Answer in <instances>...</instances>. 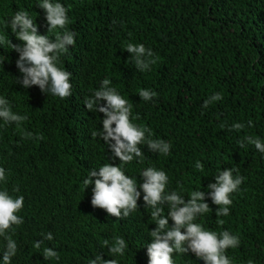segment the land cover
<instances>
[{"label":"trees","instance_id":"1","mask_svg":"<svg viewBox=\"0 0 264 264\" xmlns=\"http://www.w3.org/2000/svg\"><path fill=\"white\" fill-rule=\"evenodd\" d=\"M40 2L0 0V35L23 43L3 27L23 10L36 19L39 34L54 39L61 30L47 33L45 14L36 7ZM59 2L69 9L67 27L76 33L75 44L60 65L72 74L70 97L21 87L15 82L20 75L15 66L18 54L0 44V61L8 57L0 67V97L8 99L13 112L28 117L20 125L0 120V167L8 174L0 189L24 197V207L17 213L24 223L7 230L17 243L11 264H89L99 253L119 264H147L146 247L156 225L152 209L144 207L143 193L138 210L117 220L92 207V185L84 190L89 170L120 163L112 159L99 135L93 136L102 131L103 114L84 106L105 78L129 100L133 122L150 128L153 139L172 145L168 156L139 145L142 162L134 159L121 165L125 174L136 178L139 186L145 168L163 170L169 177L168 190L187 201L194 190L207 192L219 170L238 169L233 174L245 181L230 197V214L216 216L219 206L208 199L212 211L195 222L239 237L240 246L227 250L233 264H264V154L253 145L238 144L248 135L264 141V0ZM127 43L152 49L157 62L150 71L136 68L125 50ZM142 88L158 95L145 102L138 95ZM217 92L223 99L203 108ZM249 120L253 127L247 126ZM237 122L245 127L229 130ZM25 132L33 136L26 138ZM196 161L203 162L202 171L196 169ZM167 210L165 206V214ZM220 219L223 225L217 223ZM48 232L52 241L43 240ZM117 236L127 243L123 256H113L104 246L105 240L111 246ZM37 240H43L39 249L33 247ZM46 247L55 249L59 260L44 259ZM5 248L6 240L0 236V264ZM173 259L175 264H203L192 253L174 254Z\"/></svg>","mask_w":264,"mask_h":264},{"label":"clouds","instance_id":"2","mask_svg":"<svg viewBox=\"0 0 264 264\" xmlns=\"http://www.w3.org/2000/svg\"><path fill=\"white\" fill-rule=\"evenodd\" d=\"M36 7L43 10L47 23V33L54 30H61L54 39L47 34L38 33L36 19L28 15L27 11H17L9 20L4 22L5 31L11 30L17 40L22 44L12 43L7 35H0V44H7L11 51L18 54L15 66L20 75L15 82L21 87L28 89L36 86L42 93H50L61 99L72 95L73 85L72 74L61 67V57L68 54L69 48L75 44L76 33L68 29L70 23L68 11L59 0H41ZM125 50L130 54L131 60L136 68L141 71H150L155 64V53L151 48L143 44L127 43ZM8 60L0 61V67ZM112 81L105 78L84 106L88 111H95L103 114L102 131L93 133L99 135L100 139L107 145L112 153V159L118 158L120 163L113 165L106 163L99 168L91 169L83 179L84 190L92 185L91 205L99 208L115 217L117 220L127 218L130 213L138 210V200H142L144 207L152 209L151 217L156 227L150 231L151 242L147 244V264H175L174 254L186 255L192 253L203 264H233L232 259L227 255L228 249H235L240 246V239L237 235L231 234L228 230L219 233L205 229L201 223L195 222L198 216L211 212L212 209L207 202L219 206L215 212L216 216H228L233 200L230 198L233 193L240 191V186L245 181L242 175H234L238 169L224 168L214 176V183L207 185L208 191L194 190L190 196L181 195L175 190L169 191V177L163 170L154 167H147L140 176L143 182L137 183L136 178L125 174L121 165H127L134 159L142 162L144 156L139 145H147L151 152L164 156L170 155L172 145L162 139H153L152 130L147 126H139L132 120V105L125 99L116 88L111 86ZM139 97L145 102L152 101L158 95L151 89H140ZM222 95L217 92L206 99L202 107L208 108L210 104L221 101ZM101 101L104 103L102 104ZM28 117L12 111L7 98L0 97V120L4 125L15 123L22 124ZM114 125V127H113ZM248 127H253L251 120L247 122ZM225 127V125H222ZM245 127L243 123H233L229 130L239 132ZM26 138H31V132L24 133ZM43 139V136L36 137ZM241 148L246 144L253 145L255 149L264 154V141L259 137L245 136L238 141ZM197 170H203L202 161H196ZM95 178V179H93ZM8 174L4 167H0V182L7 183ZM139 188V190H138ZM19 191V188L14 189ZM165 206L167 214H165ZM24 207V197H13L6 188L0 189V236L6 240V248L3 251V264H11L17 253V243L7 230L14 225L20 226L24 223L19 213ZM169 220L172 221L171 226ZM223 225L225 221H217ZM53 234H44L43 240L52 241ZM43 240L34 242L33 247L39 249ZM104 246L113 256H123L127 243L122 237H115L114 243L109 246L107 240ZM44 259L59 260L58 252L52 247L43 250ZM89 264H119L116 259H103L99 253Z\"/></svg>","mask_w":264,"mask_h":264}]
</instances>
